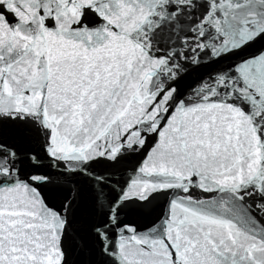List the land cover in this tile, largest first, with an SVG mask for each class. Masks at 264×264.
<instances>
[{"label": "snow or ice", "instance_id": "6c2138e0", "mask_svg": "<svg viewBox=\"0 0 264 264\" xmlns=\"http://www.w3.org/2000/svg\"><path fill=\"white\" fill-rule=\"evenodd\" d=\"M0 264H264V0H0Z\"/></svg>", "mask_w": 264, "mask_h": 264}]
</instances>
